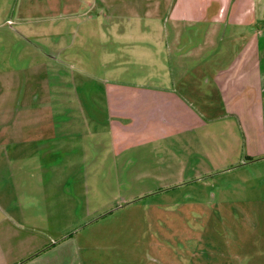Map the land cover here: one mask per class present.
I'll return each instance as SVG.
<instances>
[{"label": "rangeland", "instance_id": "rangeland-1", "mask_svg": "<svg viewBox=\"0 0 264 264\" xmlns=\"http://www.w3.org/2000/svg\"><path fill=\"white\" fill-rule=\"evenodd\" d=\"M209 1L0 0V264H264V88L232 106L172 16ZM110 86L185 105L115 145Z\"/></svg>", "mask_w": 264, "mask_h": 264}, {"label": "crops", "instance_id": "crops-1", "mask_svg": "<svg viewBox=\"0 0 264 264\" xmlns=\"http://www.w3.org/2000/svg\"><path fill=\"white\" fill-rule=\"evenodd\" d=\"M212 1L218 0H210L209 5H205L203 10L190 8L186 11L173 5L172 16L175 22L179 23L181 19L186 18L181 14L193 13L194 21H186V27H194L195 35L200 29L203 30L202 37L193 42V49L200 57L199 61L194 62V66L196 68L200 66L204 71L207 68L205 63L208 62L211 72L208 74L205 72L204 75L208 77L212 75V81L206 78V82L223 89L224 92H229L232 86H236V90H231L232 106H236V109L247 108L250 101L258 97V89L264 88V0H221L222 4L215 10L210 7ZM131 7L135 16L144 14L139 13L137 4L131 3ZM181 36L182 31L175 32L172 44L181 45ZM167 40L168 35L165 33V40L155 42L163 43ZM233 46L238 47L237 52H234ZM174 51H179L176 53L179 57L185 56L178 47ZM208 53H211V56ZM104 93L113 134L112 141L115 145L120 144L124 136L132 134L137 128L142 126L146 128L139 111L143 102L146 106L158 102L162 105L174 104L178 110L185 105L182 99L173 93L168 94V97L165 93L156 98L148 96L147 101L140 92L124 90L118 86H110ZM235 118L241 127L237 120L238 116ZM246 156L245 158L249 159L250 156Z\"/></svg>", "mask_w": 264, "mask_h": 264}]
</instances>
